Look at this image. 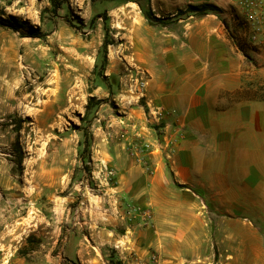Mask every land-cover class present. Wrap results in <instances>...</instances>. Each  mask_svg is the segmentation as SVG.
<instances>
[{
    "label": "rangeland",
    "instance_id": "374dc122",
    "mask_svg": "<svg viewBox=\"0 0 264 264\" xmlns=\"http://www.w3.org/2000/svg\"><path fill=\"white\" fill-rule=\"evenodd\" d=\"M58 1L59 9L52 0H0V264H217L198 237L185 242L155 227L145 258L123 252L132 232L117 214L109 170L120 160L156 166L160 153L133 152L148 142L125 113L144 103L151 23L134 10L122 11L130 16L117 25L89 16H108L105 8L125 0ZM187 8L154 25L181 34L191 27L179 19L218 15L232 38L246 40L236 6L205 14Z\"/></svg>",
    "mask_w": 264,
    "mask_h": 264
},
{
    "label": "crops",
    "instance_id": "0c3cea01",
    "mask_svg": "<svg viewBox=\"0 0 264 264\" xmlns=\"http://www.w3.org/2000/svg\"><path fill=\"white\" fill-rule=\"evenodd\" d=\"M201 3L225 13L235 6L232 0H125L105 9L117 25L130 16L122 11L134 10L145 22L144 10L164 16ZM89 16L103 19L101 12ZM191 17L179 19L191 27L181 34L149 24L144 103L125 113L160 153L156 166L120 160L110 193L120 204L152 208L155 225L137 230L122 219L132 232L123 252L145 258L155 227L185 242L198 237L217 264H264V42L232 38L218 15Z\"/></svg>",
    "mask_w": 264,
    "mask_h": 264
},
{
    "label": "built area",
    "instance_id": "2783aa9c",
    "mask_svg": "<svg viewBox=\"0 0 264 264\" xmlns=\"http://www.w3.org/2000/svg\"><path fill=\"white\" fill-rule=\"evenodd\" d=\"M235 6L241 11L244 18L242 28L245 31L246 38L252 43L264 42V0H232ZM146 81L141 82L142 90L141 96L146 93ZM162 116L163 113H158ZM139 148L138 144L134 146L133 152L138 155L139 151H143L146 147H151L150 144ZM147 150V149H146ZM152 152V151H151ZM140 160V159H139ZM110 174H114V169L109 170ZM116 210L118 216L135 224L139 223L144 227L153 226L154 212L153 209L148 207L141 209L132 202L123 201L119 203V199L115 200Z\"/></svg>",
    "mask_w": 264,
    "mask_h": 264
},
{
    "label": "trees",
    "instance_id": "16d2710c",
    "mask_svg": "<svg viewBox=\"0 0 264 264\" xmlns=\"http://www.w3.org/2000/svg\"><path fill=\"white\" fill-rule=\"evenodd\" d=\"M52 1H53V4H54L55 9L61 8L63 2H60L58 0H52ZM187 10L189 12H197V13L200 12V13H204L205 14L209 10L218 11V10H220V8L218 6H216V5H214V4H211V3H202L200 5H189L188 8H187ZM143 12H144L145 17L147 18V20L151 24H155V22H158V21H160L162 24H164L163 23L164 18L157 17L153 11L144 10ZM103 16H104L105 23H107L108 22V19H109L108 16L106 14H104ZM17 25L22 26L23 25V22H21L20 20H17ZM106 28H107V26H106ZM108 45H109V43L108 42H105L104 48L106 50L108 49ZM94 98L95 97H91L90 98L89 103H88V105L86 107V111H89V109L91 108V105L93 104V101L95 100ZM86 135L88 137V135H89L88 134V131H86ZM89 147H90V145L88 146V149H90Z\"/></svg>",
    "mask_w": 264,
    "mask_h": 264
}]
</instances>
